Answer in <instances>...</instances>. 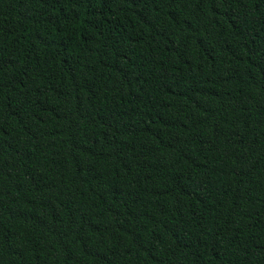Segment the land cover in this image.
<instances>
[{
  "label": "trees",
  "instance_id": "1",
  "mask_svg": "<svg viewBox=\"0 0 264 264\" xmlns=\"http://www.w3.org/2000/svg\"><path fill=\"white\" fill-rule=\"evenodd\" d=\"M0 264H264V0H0Z\"/></svg>",
  "mask_w": 264,
  "mask_h": 264
}]
</instances>
